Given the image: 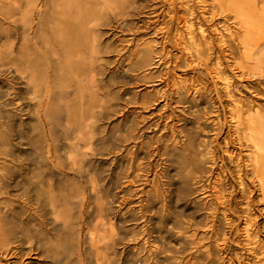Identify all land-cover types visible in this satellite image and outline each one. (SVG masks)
I'll list each match as a JSON object with an SVG mask.
<instances>
[{"label": "bare ground", "instance_id": "obj_1", "mask_svg": "<svg viewBox=\"0 0 264 264\" xmlns=\"http://www.w3.org/2000/svg\"><path fill=\"white\" fill-rule=\"evenodd\" d=\"M213 2L258 19L264 14V0ZM130 6V0H0V264H147L141 249L131 247L139 236L145 243L153 232L165 231L179 239L178 203L192 174L201 169L193 151L196 141L182 130L186 132L182 151L174 147L176 151L165 149L161 154L163 180L154 185L153 193L135 201L148 180V160L160 151L151 152L149 143L140 141L142 129L136 119L126 116L110 130L104 126L122 112L112 84H122L123 75L107 74L103 68L99 29L114 20L123 31ZM188 20L184 36L176 40L185 51L197 37L207 39L206 22L196 27ZM251 37H240L241 44H248ZM151 49L149 45L134 50L126 65L122 60L123 74L138 65L150 66ZM223 85L229 89L227 77ZM243 112L235 111L234 126L248 143L246 167L264 198V116L244 118ZM246 128L257 133L248 134ZM112 153L109 165L98 162ZM168 163L179 167L176 187ZM217 196L227 206L225 195L218 191ZM154 214L159 215L155 229L151 224L141 232L132 228L138 220L151 223ZM250 221L246 218L243 230L249 244H255ZM166 247L174 253L182 250Z\"/></svg>", "mask_w": 264, "mask_h": 264}, {"label": "rangeland", "instance_id": "obj_2", "mask_svg": "<svg viewBox=\"0 0 264 264\" xmlns=\"http://www.w3.org/2000/svg\"><path fill=\"white\" fill-rule=\"evenodd\" d=\"M130 2L131 11L126 18L128 26L120 31L113 20L111 25L100 27L99 35L102 49L104 47L106 52L102 51L100 62L104 65L100 64L107 74H116L117 77L120 73L124 77L126 75L121 71L124 67L120 65L122 60V63H128L131 53L149 45L152 48L150 66L138 65L125 78L120 75L122 84H112L121 98L118 109L122 114L115 113L111 120L103 123L110 130L126 116L136 119L142 129L138 135L142 137L140 141H147L151 152L160 151L159 155L153 153L148 160V180L133 200L145 199L148 191L154 192V185L159 186V180L162 181L165 175L162 174L165 157L161 154L165 149L172 152L174 147L182 151L186 132H180H189L196 141L193 140L197 144L194 149L198 153L193 151L201 165V169L192 174L191 182L187 184L189 188L178 203L181 211L180 242L162 231L153 232L145 243L142 242L143 236H139L131 247L141 249V255L148 259L147 264H155L157 259L166 260L167 264H186L189 260L188 264H264V198L258 181L256 178L252 180L253 174L246 167L250 153L248 143L234 126L237 110L244 111V118L250 114L264 116V14L258 19L249 13L235 11L232 6L229 8L227 5L229 9L224 5L214 6L213 0ZM212 6L214 9L210 13ZM189 17L195 21L196 27L199 22H206L207 39L205 42L197 37L187 52L179 39L185 34L183 29L190 23ZM183 23L185 25L180 27ZM216 28L221 31L227 28V31L220 33ZM246 35L252 36L251 41L242 45L240 40ZM224 77L230 81L229 89L223 85ZM244 132L257 133L253 128H246ZM138 140L137 143L140 142ZM114 156L112 153L99 157L98 162L105 167ZM167 171L176 187L179 167L171 163ZM218 191L225 195L223 200L227 206H222L216 199ZM158 218L156 214L148 224L138 220L132 228L141 232L151 224L155 229ZM246 218L251 219L249 233L255 237V244H249L244 234ZM167 245H177L182 250L174 253ZM157 246L158 251L155 249ZM156 254H159L157 258ZM166 256L171 260L168 261Z\"/></svg>", "mask_w": 264, "mask_h": 264}]
</instances>
